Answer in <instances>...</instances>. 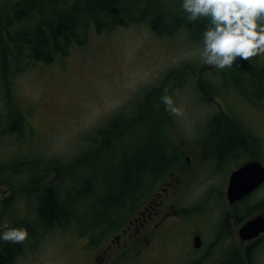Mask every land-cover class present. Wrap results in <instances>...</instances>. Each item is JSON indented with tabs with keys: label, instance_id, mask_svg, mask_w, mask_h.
Masks as SVG:
<instances>
[{
	"label": "rangeland",
	"instance_id": "obj_1",
	"mask_svg": "<svg viewBox=\"0 0 264 264\" xmlns=\"http://www.w3.org/2000/svg\"><path fill=\"white\" fill-rule=\"evenodd\" d=\"M3 3L7 0H0V5ZM201 48L202 40H192L185 29L157 36L146 22L126 21L112 31L97 33L90 29L82 45L75 44L64 57L58 56L50 64L24 58L10 77L11 87L5 99L0 83V119L9 112L8 101L13 100L23 120L18 140L14 133L0 135V167L20 161L37 162L44 167L51 158L69 163L90 152L92 144L91 153L95 154L101 149L103 154L112 155L114 148L119 154L129 153L144 146L148 138L172 155V145L179 149L186 136H205L216 114L228 115L245 132L260 139L264 165V101L255 100L246 90H237L232 81L225 85L223 75L228 68L221 71L204 65L199 60ZM251 61L264 65V56ZM230 69L237 79L241 77L238 66ZM200 81L212 101L203 99ZM153 88L157 94L149 102L146 94ZM165 95L172 97L181 114L166 109L162 100ZM141 106L146 113L137 111ZM150 107L156 109L155 113L150 112ZM118 115L124 116L126 125L116 129V136L121 137L109 142L99 130L108 127ZM135 124L139 127H131ZM3 132L0 126V133ZM89 175L84 173L82 177ZM19 176L21 180L15 186L0 185V225L24 227L29 234L28 240L19 244L11 264H86L95 259L91 253L101 250L113 233L91 244L89 235H80L74 225L51 227L50 231L36 226L38 203L29 193L24 194L28 181L24 183L25 174ZM4 188L10 191L7 197L2 194ZM10 197H20L13 205L18 217L12 222L3 214ZM217 202L212 196L206 198L202 213L194 217L209 214ZM23 206L26 214L22 213ZM6 244L0 241V251ZM180 250V245L172 242L168 254L158 250L140 258L135 251L134 258H126V264H182L187 257L176 259ZM3 257L1 253L0 258Z\"/></svg>",
	"mask_w": 264,
	"mask_h": 264
},
{
	"label": "trees",
	"instance_id": "obj_2",
	"mask_svg": "<svg viewBox=\"0 0 264 264\" xmlns=\"http://www.w3.org/2000/svg\"><path fill=\"white\" fill-rule=\"evenodd\" d=\"M181 3L182 0H7V3L0 5V83L4 99L11 87L10 77L24 58L32 63L50 64L56 57H64L75 44L82 45L90 29L101 33L112 31L126 21L146 22L157 36L172 35L182 28L192 40H202L206 21L189 23ZM238 67L241 77L237 79L228 68L223 75V80H226L224 84L230 85L232 81L237 90H246L255 100L264 101V65L240 61ZM199 84L204 92L203 99L210 102L212 95L208 93L209 90L202 86L201 81ZM155 94L157 90L153 88L147 92L146 99L150 102V97ZM15 105V101H8L9 112L0 119V126L4 130L0 135L14 133L18 140L22 134L23 120L20 112L15 110ZM143 106L137 111L146 113ZM155 111L150 107L152 114ZM123 119V115H118L99 132L109 142L120 138L115 132L126 125ZM221 120L234 119L216 114L207 129L212 137L206 140V149L215 142L214 153L218 161L227 157L233 147L246 143L232 135L231 128ZM131 127L139 126L135 124ZM221 133L224 136L219 139ZM144 141V146L129 153L119 154L114 148L112 155L103 154L104 150L101 149L96 154L91 153L94 151L92 144L90 152L77 156L73 162L51 158L44 167L32 162L35 160H29L32 162L30 164L12 162L8 167H0V185L15 186L21 180L19 175L25 174L24 179L32 182L36 188L45 179L42 177L53 172L57 179L52 188H33V192L27 190L38 203L39 221L36 226L66 228L74 225L80 235L88 234L91 244H95L127 222L140 203L145 182L160 179L165 174L164 168L172 164L174 156L169 155L166 149L156 145L157 142L152 138ZM70 166L74 168L70 169ZM70 171L73 174L71 176L68 175ZM84 173L90 175L84 178ZM13 199L8 203L11 204ZM18 251L19 244H6L0 251L4 255L1 264H11V259ZM232 261L233 264H241L236 257Z\"/></svg>",
	"mask_w": 264,
	"mask_h": 264
},
{
	"label": "flooded vegetation",
	"instance_id": "obj_3",
	"mask_svg": "<svg viewBox=\"0 0 264 264\" xmlns=\"http://www.w3.org/2000/svg\"><path fill=\"white\" fill-rule=\"evenodd\" d=\"M221 121L246 143L233 147L222 161L216 159L214 140L206 149L210 133L199 138L186 136L179 149L172 145L173 163L164 168L160 179L145 182L136 211L101 250L91 253L95 259L86 264H126V258H134L135 251L140 258L158 250L168 254L172 242L181 248L176 259L187 257L182 264H233V257L241 264H264V180L259 182L260 172L255 166L242 170L253 163L264 169L260 139L234 120ZM223 136L221 133L218 138ZM42 178L36 188L25 180L26 189L33 192V188H52L56 183L53 172ZM2 194L7 197L10 191L4 188ZM211 196L218 199L215 209L194 217L202 213L206 198ZM13 200L3 211L10 222L18 217L13 213L17 200ZM22 213L26 214L24 206Z\"/></svg>",
	"mask_w": 264,
	"mask_h": 264
},
{
	"label": "clouds",
	"instance_id": "obj_4",
	"mask_svg": "<svg viewBox=\"0 0 264 264\" xmlns=\"http://www.w3.org/2000/svg\"><path fill=\"white\" fill-rule=\"evenodd\" d=\"M181 9L189 23L206 21L199 60L223 71L264 56V0H182ZM166 109L181 110L170 96L162 97ZM0 240L22 244L29 238L24 227L0 225Z\"/></svg>",
	"mask_w": 264,
	"mask_h": 264
},
{
	"label": "water",
	"instance_id": "obj_5",
	"mask_svg": "<svg viewBox=\"0 0 264 264\" xmlns=\"http://www.w3.org/2000/svg\"><path fill=\"white\" fill-rule=\"evenodd\" d=\"M253 166L257 167L258 170H259V172H260L259 182L262 181V180H264V169H263L262 166H261L260 164H258V163L250 164L249 166H247L246 168H243L242 170H243V171H244V170H247L249 167L252 168ZM238 174H239V173H238Z\"/></svg>",
	"mask_w": 264,
	"mask_h": 264
}]
</instances>
